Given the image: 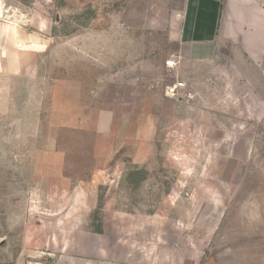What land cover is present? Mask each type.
Instances as JSON below:
<instances>
[{
  "label": "rangeland",
  "instance_id": "374dc122",
  "mask_svg": "<svg viewBox=\"0 0 264 264\" xmlns=\"http://www.w3.org/2000/svg\"><path fill=\"white\" fill-rule=\"evenodd\" d=\"M5 1L19 20L29 21L34 43L23 46L44 47L35 64L40 73L50 70L46 90H56L59 44L65 43L67 59L74 40L86 53L130 48L163 59L177 48L173 32L183 0ZM185 69L197 95L196 125L178 123L171 126L174 134L157 135L144 158L152 161L147 168L128 163L133 146L121 142L113 169H106L110 177L94 198L84 191L75 200L71 189L98 172L101 142L58 128L50 119L51 94H35L33 105L0 103V264H55L63 225L97 230L109 219L96 214L110 203L109 194L114 207L150 215L167 207L159 198L166 192L182 197L173 215L188 227L181 230L188 243L180 238L194 251L188 258L197 264H264V110L236 101L237 90L208 66ZM86 206L95 209L88 216H64L67 207Z\"/></svg>",
  "mask_w": 264,
  "mask_h": 264
},
{
  "label": "crops",
  "instance_id": "0c3cea01",
  "mask_svg": "<svg viewBox=\"0 0 264 264\" xmlns=\"http://www.w3.org/2000/svg\"><path fill=\"white\" fill-rule=\"evenodd\" d=\"M181 8L179 26L173 32L177 48L168 50L175 68L165 67L168 58L145 50L107 48L86 53L74 40L68 59L65 43L58 45L56 86H52L56 90L50 91L45 89L51 84L50 70L40 73L35 64V56L44 55V47L32 50L23 46L34 43L29 21L19 20L12 6L0 0V103L33 105L35 94H51L50 119L56 120L58 128L101 142L98 172L73 186L75 200L84 191L94 198L98 185L110 177L106 169L114 167L110 161L121 142L133 146L128 163L147 168L152 161L144 158L157 135L174 134L171 126L178 123L196 125L197 95L189 86L192 77L187 65L193 69L208 66L225 86L237 90L240 98L236 101L256 105L257 113L264 110V0H183ZM178 81L185 88L175 87ZM172 88L174 95L169 93ZM109 196L110 203L96 210L109 219H101L105 223L97 230L82 223L63 225L65 234L58 235L55 264L198 263L188 258L194 251L183 244L188 243V236L181 230L188 227L173 215L182 197L161 193L159 198L167 201V207L154 208L147 215L141 208L114 207V193ZM94 210L67 207L64 216L85 217Z\"/></svg>",
  "mask_w": 264,
  "mask_h": 264
},
{
  "label": "built area",
  "instance_id": "2783aa9c",
  "mask_svg": "<svg viewBox=\"0 0 264 264\" xmlns=\"http://www.w3.org/2000/svg\"><path fill=\"white\" fill-rule=\"evenodd\" d=\"M175 66H176V63H175V61L173 59H170V60L165 61V67L166 68L173 69V68H175ZM175 87H177V88H183L184 87V84L182 82H178V83H176V86ZM169 93H171V94L174 95V89L173 88L170 89L169 90Z\"/></svg>",
  "mask_w": 264,
  "mask_h": 264
}]
</instances>
